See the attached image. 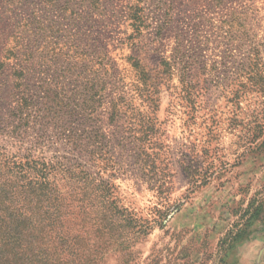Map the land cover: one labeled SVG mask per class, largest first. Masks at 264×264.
I'll use <instances>...</instances> for the list:
<instances>
[{"label": "rangeland", "instance_id": "obj_1", "mask_svg": "<svg viewBox=\"0 0 264 264\" xmlns=\"http://www.w3.org/2000/svg\"><path fill=\"white\" fill-rule=\"evenodd\" d=\"M133 3L0 0V130L11 132L2 147L75 157L65 133L106 136L117 154L108 171L116 197L141 216L154 214L165 194L132 177L138 166L126 156L157 97L142 68L178 48L190 58L199 47L209 94L199 98L197 117L177 71L161 88L166 202L177 208L128 261L113 253L102 264H264V0H144L140 33L129 19ZM23 98L29 106L20 111ZM95 146L104 154L111 145ZM190 163L212 174L206 184H194L184 170Z\"/></svg>", "mask_w": 264, "mask_h": 264}, {"label": "trees", "instance_id": "obj_2", "mask_svg": "<svg viewBox=\"0 0 264 264\" xmlns=\"http://www.w3.org/2000/svg\"><path fill=\"white\" fill-rule=\"evenodd\" d=\"M133 1L129 19L140 33L145 25L141 5L144 0ZM198 48L190 58L178 48L173 57L162 58L148 70L142 68L145 80L152 81L157 97L151 99L153 116L141 125L142 134L129 140L133 148L126 156L138 166L132 170V177L149 182L158 193L165 194L161 208H156L150 216L139 215L116 197L114 172L108 171L117 162V154L114 143L106 136L85 138L77 133H65L75 157L49 156L38 146L16 152L4 149L1 136L11 132L0 130V264H102L113 253L128 261L140 239L156 227H164L177 206L166 202L170 173L165 164V144L157 129L161 88L166 77L177 71L186 86L181 97L193 106L190 117H197L199 98L209 94V88L201 86L204 75L201 70L206 65ZM259 77L264 83V77L260 74ZM21 103L20 111L29 106L26 98ZM121 112L122 107L115 104L114 115L120 118ZM1 117L0 112V122ZM45 119L36 122L44 126L49 123ZM22 126L12 133L18 136ZM98 141L107 147L111 145L104 154L98 152L102 147L95 146ZM125 143L123 140L119 144L125 148ZM99 160L103 166L97 171ZM184 170L194 178L196 186L206 184L212 176L203 168L195 170L191 163L184 164Z\"/></svg>", "mask_w": 264, "mask_h": 264}]
</instances>
